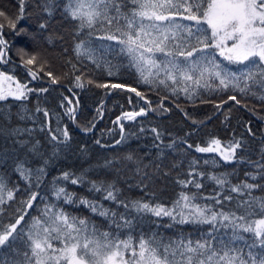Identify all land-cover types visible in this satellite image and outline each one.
<instances>
[{"label": "snow or ice", "instance_id": "snow-or-ice-1", "mask_svg": "<svg viewBox=\"0 0 264 264\" xmlns=\"http://www.w3.org/2000/svg\"><path fill=\"white\" fill-rule=\"evenodd\" d=\"M25 3L26 0H18L19 14L15 18L0 10V18L6 21L10 29L16 30L19 21L24 19ZM54 7V0H46L43 10L51 17ZM63 12L71 20L78 22L77 36L85 29L89 30L85 33V38L75 43V56L78 59L84 57L97 67L101 63H108L91 44V37L96 31H100L104 35L99 39L116 42L115 46L107 47L118 48L119 52L128 57L129 64L136 69L142 83L153 88L163 87L174 96L183 93L192 100L200 89H212L214 85L221 90L231 89L244 95L257 96V93H264V0H66ZM4 27L5 23L0 22V46H3L0 48V63L8 62L5 51L8 41L3 38L2 31ZM39 28L46 30L48 24L40 23ZM20 32L23 29L17 34ZM100 47L104 48L103 45ZM19 54L22 58L27 57L23 59V64L33 80L43 73L49 78L50 85L60 83L52 71H45L47 60L24 49H20ZM218 57L239 67L232 70ZM69 64L73 70L79 71L71 61ZM115 74L109 68L108 75ZM74 80L75 87L85 86L81 75H75ZM87 83L91 84L92 81L88 80ZM97 87L117 89L124 88L125 85L97 84ZM48 90L29 88L26 83L22 84L15 77L0 71V101H7L10 97L22 101L28 98L29 93H46ZM128 91L134 92L141 100H146L144 93L136 88H128ZM258 98L264 101V94ZM163 99L156 109L151 107V101H147V107L125 112L117 117V121H132L137 117L147 116L148 111L166 112L168 109L165 108ZM64 100L72 105V100L68 97H64ZM228 100L240 104L236 95H229ZM220 107L221 105H216L217 109ZM75 111L71 106L65 108V113L72 120H75ZM36 112H43L45 118L49 117V111L39 105ZM50 123L49 120L39 131H48L55 155L71 138L67 127H57L53 131ZM92 127L95 125L92 124L84 131H91ZM119 127L123 133L124 125L120 124ZM11 131L14 135H22L31 134L34 129L16 128ZM143 131L141 128V132ZM248 131L251 133L250 127ZM151 132L156 140H161V132L156 128H152ZM126 139L121 134L116 143ZM20 143L25 145L29 141L22 140ZM39 143L38 140L35 141L31 151H37ZM96 143L100 144V140ZM184 143L187 149L194 148L197 153H218L225 162H244V158L238 156V150L244 147L241 140L233 139L224 144L219 138L213 137L205 146L188 144L186 141ZM161 144L156 147L160 148ZM174 144L175 141L163 147L171 149ZM125 159L136 165L135 172L140 176V184L137 186L147 187L144 181H151L152 175L145 169L150 165L143 164L140 159L134 160L131 154ZM197 163L195 159L190 162L188 179L177 181L182 188L187 189L191 185L199 190L203 187L196 177H203L205 173L196 170ZM204 163L209 161L205 160ZM248 163L257 171L246 172L247 179L244 181L232 184L227 174L209 175L208 179L220 186V194L203 197L198 196L197 192L181 191L171 208L142 199H119L120 189L115 183L94 181L90 182L91 190L102 193L104 200L114 201L122 206L124 213L110 211L102 204L85 198L78 200L79 204L91 212L109 219L111 226L117 230L132 229V212L137 214V219L151 214L169 217L181 225L191 222L212 226L206 239L195 241L187 237L165 240L156 234L147 238L141 235L135 242L131 235L127 239H121L117 232L101 231L88 218L71 215L55 203H46L39 215L31 217L29 224L21 226L28 215L26 210L32 209L33 202L37 200L38 194L32 192L26 200L21 201L22 208L17 209L19 215L14 221L0 228V249H12L15 241H23V247L12 250L10 259L0 254V264H264V196L254 195L256 191H264V183L260 182L264 181V155L260 160ZM113 166L111 160L104 164L105 168ZM155 170L159 171L158 164ZM16 171L25 181H30L33 177V170L26 168L23 163L17 165ZM45 174L44 168L36 169L35 182L39 184ZM72 176L73 174L65 172L62 179L70 180L74 185L83 182L82 177ZM249 179L253 182H249ZM225 187L230 193H236L240 197L235 210L225 211L222 207L225 202L234 199L232 195H223ZM17 191L18 188H9L4 177L0 176V214L5 211L4 205L15 199ZM53 195L57 201L63 199L66 204L76 202L73 194L68 193L64 187H55ZM198 199L212 200L214 205L221 207L198 203ZM220 229L230 230L231 236L219 235ZM243 233L251 234L250 242L245 240ZM238 243H243L247 251L239 247Z\"/></svg>", "mask_w": 264, "mask_h": 264}, {"label": "trees", "instance_id": "trees-1", "mask_svg": "<svg viewBox=\"0 0 264 264\" xmlns=\"http://www.w3.org/2000/svg\"><path fill=\"white\" fill-rule=\"evenodd\" d=\"M45 3L46 0H26L25 16L17 24L16 30L10 29L6 21L0 18V22L5 23L2 30L3 38L8 41V47L5 49L8 62L0 63V71L15 77L22 84L26 83L29 88L49 89L46 93L39 91L29 93L28 98L22 101L11 97L7 101H0V176L4 177L9 188L19 189L15 193V199L4 205L5 211L0 214V228L13 222L19 215L17 209L22 208L21 201L26 200L32 192H36L37 200L33 202L32 209L26 210L28 215L21 226L29 224L31 217L39 215L46 203H55L71 215L88 218L101 231L117 232L121 239H127L131 235L135 242L141 235L147 238L153 234L165 240L183 237L194 241L206 239L207 234L212 231L211 225L191 222L181 225L169 217H156L151 214H145L137 219L135 212L131 213L132 229L117 230L111 226L109 219L91 212L79 204L78 200L85 198L100 203L104 208L119 214L124 213V208L114 201L104 200L102 193L92 191L90 182L115 183L120 189L119 199L127 201L142 199L171 208L181 191L197 192L198 196L203 197L220 194V186L208 179L209 175L227 174L232 184L244 181L247 179L246 172L257 171L248 161L260 160L264 155V101L258 98L264 93H257V96L244 95L231 89L221 90L214 85L212 89H200L192 100L183 93L174 96L163 87L153 88L142 83L136 69L129 64L128 57L119 52L118 48L107 47L115 46L116 42L99 39L104 35L100 31H96L91 37V44L108 63H101L100 67H97L92 61L84 57L78 59L75 56L73 51L75 43L85 38V33L89 30L85 29L79 36L76 35L78 22L71 20L63 12L66 0H54L56 7L52 9L51 17L43 10ZM0 10L15 18L19 14L18 0H0ZM45 22L48 28L42 31L39 24ZM20 29H23V32L17 34ZM101 45L104 48H101ZM20 49L37 53L39 57L47 60L45 71H52L60 83L50 85L49 78L43 73L38 79L33 80L23 64V59L27 57L22 58L19 54ZM218 59L232 70L239 67L228 64L222 57ZM69 61L75 64L79 71L73 70ZM109 68L116 74L109 76ZM75 75H81L85 84L83 88L74 86ZM88 80L92 83H87ZM112 83L123 84L125 87L117 89L97 87V84ZM128 88H136L137 91L144 93L146 100H141L134 92L128 91ZM229 95H236L240 104L228 100ZM64 97L72 100V105H69ZM164 97L167 99H163ZM162 99L165 108L168 109L166 112L148 111L147 116H140L132 121H117V117H121L125 112L147 107V101H151V107L156 109ZM37 105L49 111L48 118L44 117L43 112H36ZM216 105L221 107L217 109ZM70 106L76 109L75 120L70 119L65 113V108ZM21 116L25 118L21 119ZM49 120L53 131L57 127L61 129L67 127L71 138L67 145L61 146L55 152V155L48 131H39V128ZM92 124L95 127H92L91 131H84ZM120 124L124 125L123 133ZM249 127L251 133L248 131ZM16 128H31L34 131L31 134L14 135L11 130ZM141 128L144 129L143 132ZM152 128L162 133L161 140L155 139L151 132ZM121 134L127 139L117 144L116 141L120 140ZM213 137L219 138L224 144L233 139L241 140L244 147L238 150V156L243 157L244 162H225L218 153H197L194 148L187 149L184 143L186 141L188 144L205 146ZM22 140L29 143L22 145L20 143ZM37 140L40 142L38 150L33 152L31 147ZM97 140H100V144L96 143ZM173 141H175L173 148L163 147ZM157 144H161V147H156ZM129 154L134 160L140 159L143 164L150 165L145 169L152 175L151 181L147 179L144 181L147 187L137 186L140 184V176L135 172L136 165L125 159ZM193 159L198 162L196 170L205 173L203 177H196L203 185L199 190L191 185L185 189L177 183L179 179L189 178L187 173ZM109 160L113 161L114 166L105 168L104 164ZM205 160L209 163L205 164ZM20 163L33 170L30 181H25L16 171ZM157 164L158 172L155 170ZM39 168H44L46 174L37 184L35 170ZM65 172L73 174L72 178L82 177L83 182L74 185L70 180H63ZM249 182L253 181L249 179ZM55 187H64L68 193L73 194L76 202L66 204L63 199L57 201L53 195ZM223 195L234 197L232 201L222 205L223 209L235 210L237 199L240 198L238 194L230 193L225 187ZM254 195L264 196V191H256ZM197 202L221 207L214 205L209 199H198ZM218 234L230 237L231 231L220 229ZM243 235L245 240L250 242L251 234ZM238 246L245 248L243 243H238ZM21 247L23 241L17 240L13 243L12 249H0V254L10 259L12 250Z\"/></svg>", "mask_w": 264, "mask_h": 264}]
</instances>
